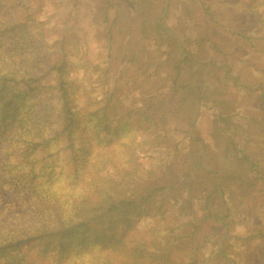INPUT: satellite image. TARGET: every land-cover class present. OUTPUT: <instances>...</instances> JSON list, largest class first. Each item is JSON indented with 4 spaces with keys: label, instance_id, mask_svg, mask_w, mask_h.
I'll list each match as a JSON object with an SVG mask.
<instances>
[{
    "label": "rangeland",
    "instance_id": "rangeland-1",
    "mask_svg": "<svg viewBox=\"0 0 264 264\" xmlns=\"http://www.w3.org/2000/svg\"><path fill=\"white\" fill-rule=\"evenodd\" d=\"M245 4L250 6L252 1L0 2V22L10 23L13 17L23 20L29 15L32 20L28 22V28L40 25L47 42L62 38L67 39L66 44L68 41L71 45L76 42L72 55L64 59L71 74L82 76L85 71L89 72V83L99 100L98 105L90 108L103 107V112L115 103L116 115L110 116V127L95 135V144L102 145L100 142L103 139L113 138L123 119L132 122L130 132L120 134L124 136L122 138L112 139L108 148L112 161L106 160L98 171L105 183L103 196L109 202L126 199L132 191L135 192L137 185L134 182L139 181L141 184L138 183V187L168 186L169 191L163 197L166 200L163 214L143 216L129 233L134 238L129 243L130 251L135 244L153 247V242L166 234L170 238L166 241L170 254L167 264H234L218 254L219 248L232 252L235 263H258L257 250L264 243V237L255 232L264 228V181L254 187L244 181V175L248 176L245 179L253 175L245 170L242 152L264 162V17L258 16L261 19L259 22L244 9ZM208 11L212 12L213 19ZM159 17L169 34L162 35L156 42L145 39L141 33L144 19L153 21ZM12 24L18 27L17 20H13ZM237 31L254 35L252 45L237 35ZM13 40L8 38L3 43L2 55L6 58H9V50L16 47V42L11 43ZM67 48L70 52V47ZM52 51L53 48H49L42 55L45 65L28 59H23L20 64L27 66L40 81L52 84L50 67L58 58V54ZM183 54L190 56L192 61L186 68L182 65L179 75L175 76L173 66ZM187 81L193 85L201 84L203 90L211 88L215 92L212 96L209 94L208 102L194 106L190 118L183 121L185 118L181 115L187 111L180 107V112H176V104L183 95L180 88L176 89V84ZM108 93L113 100L110 105L105 99ZM221 101L227 104L219 106ZM84 103L79 107L83 108ZM147 109L152 110L149 113L157 119L161 115L166 118L163 131L166 139L156 136L159 134L156 127L145 128L147 124L138 127L137 121ZM220 114L229 115L232 121L226 137L219 134L214 117ZM121 116L123 119H120ZM135 128L138 131L134 136L125 139ZM58 130L59 126L54 125L49 134ZM190 136L200 140L194 142ZM122 139L137 143L134 160L124 161L118 156L125 151H118ZM62 147L60 140L52 146L55 157L59 158L57 172L62 171L58 189L70 193L72 187L65 173L70 175L72 169L67 161L69 153ZM16 149L5 136L0 135V231L17 228L20 224L29 226L27 223L35 209L29 184L18 182L14 176L7 177L3 169L5 160H17ZM198 156H203L201 171L191 161ZM167 162H170V167ZM222 171L238 176H234L228 184L227 200L216 208V214L220 219L219 215L227 212V204L233 208V222L220 219V222H225L223 225L208 218L203 223L200 208L205 201V193L202 187L205 184L209 187ZM136 172L140 176H135ZM128 173L136 179L128 182ZM76 184L71 185L77 189ZM160 200L159 197L157 201ZM107 217L104 214L99 219L100 223L104 224ZM158 230L163 231L158 233ZM89 248L82 257L70 255L62 261L38 256L36 248L27 252L32 255V260L42 264H80L92 254ZM151 250L155 248H150L145 260L141 261L132 259L131 253L127 258H122L121 252L117 254L119 256L111 255L114 253L111 250H104V253L110 254L102 257L108 261L106 264H159L157 259L153 261L148 256ZM82 264L92 263L85 259Z\"/></svg>",
    "mask_w": 264,
    "mask_h": 264
},
{
    "label": "trees",
    "instance_id": "trees-1",
    "mask_svg": "<svg viewBox=\"0 0 264 264\" xmlns=\"http://www.w3.org/2000/svg\"><path fill=\"white\" fill-rule=\"evenodd\" d=\"M250 1L252 4H245L244 9L260 22L258 16L264 17V0ZM208 15L211 19L214 18L211 11H208ZM10 19V23L0 22V135L5 136L10 145L17 147V160H5L3 169L7 177L14 176L18 182L26 181L29 184L35 209L33 208L34 214L30 215L31 219L27 223L29 226L20 224L17 228L0 231V264H42L31 259L32 255L27 251L32 248H36L38 256H50L62 261L70 255L82 257L89 247L92 254L85 259L92 264L108 263L102 256L110 253H104V250H111L114 252L111 255L116 256L121 252L122 258H127L131 253L132 259L141 261L145 260L150 248H155L148 253L150 259H157L159 264H167L170 259L166 248V241L170 239L168 235L164 234L156 239L153 247L135 244L130 251L129 243L134 238L129 233L143 216L163 214L162 207L166 201L163 197L165 192L169 191L168 186L138 187L141 184L139 181L134 182L137 185L135 192L132 191V195L126 199L109 202L103 196L105 183L99 177L98 171L106 160L112 161L109 155L111 151L108 149L112 139L122 138L124 136L120 134L126 135L130 132L133 128L132 122L124 120L121 116L123 122L115 129L113 138L103 139L100 142L102 145L95 144V135L110 127V116L116 115L115 103L103 112V107L90 108L98 105L99 100L94 96V88L89 83V72L85 71L82 76L71 74L64 59L72 55L76 42L71 45L68 41L66 44L65 38L47 42L40 25L34 29L28 28V22L32 20L29 15L23 20L16 17ZM13 20H17L18 27L12 24ZM142 26L144 28L141 33L145 39L155 42L158 39L160 41L162 35L169 34L160 17L153 21L144 19ZM237 35L245 38L250 45L255 39L254 35L246 31H237ZM8 38L14 39L11 43L16 42V47L9 50V58H6L2 55V49ZM67 47H70V52ZM49 48H53L52 53L58 54L57 60L53 61L50 67L52 84L40 81L30 73L27 66L20 64L23 59H28L32 63L45 65L42 55ZM191 61L192 58L187 54L178 58L173 66L174 75L178 76L180 67L183 65V68H186ZM201 87V84L193 85L188 81L176 84V89L180 88L179 91L183 94L176 104V112H180V107L187 111L181 115L185 118L183 121L190 118L194 106L208 102L209 94L212 96L215 92L210 90L211 88L203 90ZM105 99L107 105L113 103L111 94H106ZM82 102H85L84 107L80 108ZM218 104L225 106L227 102L221 101ZM147 110L139 117L138 127H142V124H147L145 128L156 127L155 130L159 129L156 136L166 139L167 135L163 134L166 118L161 115L160 119H157L149 113L152 110ZM214 117L219 134L222 137L228 136L229 124L232 123L229 115L220 114ZM54 125H58L59 130L52 131L53 134L50 135ZM136 130L137 128L125 139L133 137ZM189 138L194 142L200 140L195 136ZM58 140L63 143L62 150L69 153L67 161L72 172L70 175L65 173V178L72 187L70 193L58 189L62 171L57 172L59 158L55 157L56 152L52 151V146ZM123 140L119 143L118 151H125L118 156L124 161L134 160L137 143L130 139ZM200 143L203 145V142ZM242 155L246 163L245 170L253 175L250 179H245L248 176L244 175V181L254 187L256 183L264 181V162L249 157L245 152H242ZM202 159L203 156L191 159L199 171L203 168ZM167 166L170 167V162H167ZM132 173L127 174L128 182L135 180V176H140L139 172H136L135 176ZM234 176L238 175L222 171L215 176L209 187L208 184L202 187L205 193V201L202 207L200 206L203 223L208 221V218L223 225L225 222H220V219L225 218L233 222V208L226 204L227 212L219 215L220 219L217 218L216 208L227 200V187ZM142 178L143 176L140 177ZM74 183H77V189L72 186ZM159 197L160 202L157 201ZM104 214L108 217L105 223L101 224L99 219ZM162 231L158 230V233ZM255 233L264 237V228ZM217 252L224 260L240 264L234 262L233 253L229 250L219 248ZM257 255L258 263L264 264V243L257 250ZM242 264H245V261Z\"/></svg>",
    "mask_w": 264,
    "mask_h": 264
}]
</instances>
